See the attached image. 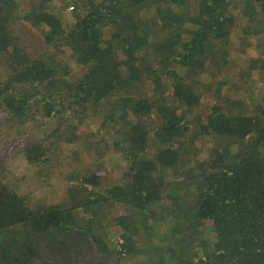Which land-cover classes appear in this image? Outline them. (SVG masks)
<instances>
[{"label":"trees","instance_id":"trees-1","mask_svg":"<svg viewBox=\"0 0 264 264\" xmlns=\"http://www.w3.org/2000/svg\"><path fill=\"white\" fill-rule=\"evenodd\" d=\"M23 1L0 0V56L9 69L0 112L9 131L33 130L19 137L27 173L50 186L62 145L81 139L87 123L101 134L119 121L110 165L125 171L108 185L90 169L66 176V198L47 205L4 171L0 264H264V87L220 90L214 102L192 78L207 70L208 56L221 55L222 73L238 20L253 29L247 35L264 33V0H68L71 24L66 5ZM17 4L27 6L22 15ZM18 21L41 38L40 53L19 41ZM66 45L75 72L62 56ZM250 64L264 74V55ZM145 77L170 88L172 100L153 104L131 92ZM195 239L203 250L182 260Z\"/></svg>","mask_w":264,"mask_h":264},{"label":"rangeland","instance_id":"rangeland-1","mask_svg":"<svg viewBox=\"0 0 264 264\" xmlns=\"http://www.w3.org/2000/svg\"><path fill=\"white\" fill-rule=\"evenodd\" d=\"M22 3V0H20ZM29 3V0L23 1ZM68 5V0H53L51 2V7L53 8H62L65 5ZM65 6L62 9V17L67 22L71 24L75 19L73 16L72 8ZM26 7V8H25ZM25 8V9H24ZM27 10L25 4L16 5L15 13L16 15H22L23 12ZM150 11L149 9H146ZM234 11L238 12V9ZM152 13H146V16H151ZM152 17V16H151ZM151 17L146 19H150ZM16 32H18L19 41L22 42L23 37L24 44L27 46L29 52L31 53H40L45 47L42 46L41 38L36 35L34 28L28 24L16 22ZM33 30V31H32ZM253 29L250 27L248 22L243 19L238 20L237 27L232 31L231 36L229 37L231 44L229 48L225 49L228 51L229 59L228 64L224 65L222 73L219 74V66L223 63V59L219 56V61L215 62V57L211 58L208 56L207 60V70L204 69L202 73L194 75L192 78L197 79L199 82L196 85L198 93L209 98L211 101H216L217 96H219V91L221 90L224 94H229L234 90L247 89L248 83H257V86L262 89L264 87V74H258L257 69H250L251 60L253 58H263L264 55V33H259L257 35H247V31ZM32 31L33 37L28 33ZM114 29L107 30L112 32ZM163 31V30H160ZM161 38L163 35H159ZM66 51L62 53L65 63L72 66L73 72L78 70L76 67V62L71 58V47L69 45L65 46ZM50 52H54L53 49L49 48ZM230 51V52H229ZM56 53V52H55ZM58 56V54L56 53ZM158 56L162 59L163 56L158 53ZM227 57V56H226ZM207 58V56H206ZM248 62V63H247ZM245 71L246 79H238V73ZM254 72L257 73V76H254ZM9 69L5 64V54L0 56V77L5 79L8 75ZM237 76V77H236ZM145 82L141 84L137 83V89L131 88L130 91L135 93L136 96L144 95L150 98L153 104H164L165 99L169 101L172 100V91L170 88L167 89L166 93L160 88V84L156 83L151 77H145ZM237 80V85L234 86L233 82ZM162 84V82H160ZM223 84V85H221ZM228 97V96H227ZM209 103V101H208ZM6 116L5 112H0V175L4 171L8 170V174H12L15 177L13 178V183L18 185V190L20 192L30 193V199L35 204L47 205L62 202L60 200L66 198L65 190L68 186V178L71 180L73 175L82 174L85 169H90L96 171L104 178V184L108 185L112 182H115L116 179L121 178L125 171L122 166L119 164L111 166L112 161L116 159L119 155V151L114 153V140L113 136L116 129L119 128L122 121L117 122L114 127L107 126L105 131L101 134L98 132L99 128L96 125L87 123L83 126V131L80 132L82 138L75 141L72 144H64L60 148V161H56L57 165L54 167V175L51 180V185L47 187L40 188L38 187L39 181L34 180V175L32 176L31 172H28L29 167L24 163L22 155L17 154L19 151V146L22 141L19 140V137L22 136V139L26 137V133L30 134L32 129H24L23 127H14L13 130L9 131L6 129ZM36 126V125H35ZM26 127V126H25ZM18 129H20V132ZM37 129V128H36ZM36 131V130H35ZM42 131V130H38ZM43 132V131H42ZM34 133V132H33ZM126 137L124 138V140ZM196 148H203L201 140L195 142ZM193 152L194 148H191ZM101 150L103 153L101 154ZM75 151V154L73 153ZM113 151L115 156H112L110 153ZM201 156L205 157V153L201 152ZM65 156L70 157V160L67 161L63 159ZM203 158V157H202ZM81 169V170H80ZM173 173V172H172ZM175 172L171 175V171L168 172L169 178H174ZM22 176V178H21ZM29 179V180H27ZM72 181V180H71ZM80 216H83L82 211H78ZM105 212V211H104ZM94 219L101 220L99 216H91ZM97 223V222H96ZM93 229L95 232L100 231V226L94 224ZM214 235L213 230L209 227L205 230V236L208 240ZM204 242V241H203ZM199 239L193 241V246H190L186 251V257L182 260H188V258L195 256L203 250L202 244Z\"/></svg>","mask_w":264,"mask_h":264},{"label":"built area","instance_id":"built-area-1","mask_svg":"<svg viewBox=\"0 0 264 264\" xmlns=\"http://www.w3.org/2000/svg\"><path fill=\"white\" fill-rule=\"evenodd\" d=\"M72 8V7H71Z\"/></svg>","mask_w":264,"mask_h":264}]
</instances>
